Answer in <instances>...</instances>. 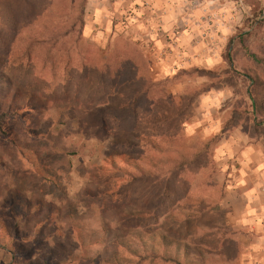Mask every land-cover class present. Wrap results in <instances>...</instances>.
<instances>
[{"label": "rangeland", "instance_id": "374dc122", "mask_svg": "<svg viewBox=\"0 0 264 264\" xmlns=\"http://www.w3.org/2000/svg\"><path fill=\"white\" fill-rule=\"evenodd\" d=\"M88 1L0 0V264H135L138 237L157 244L160 233L245 256L243 244L255 237L226 227L236 218L222 199L242 167L264 171V0L221 1L229 37L210 45L215 14L198 15L204 27L191 31L189 46L198 53L187 55L208 58L184 67L176 61L163 78L153 75L151 49L141 30L128 31L124 14L113 17L121 23L113 35L97 38ZM115 49L133 52L154 81H164L159 90L174 98L181 125L161 154L142 143L130 149L137 156L144 149L139 161L148 175L133 180L102 173L110 137L83 134L78 120L90 99L86 65ZM146 207L159 218L129 214ZM206 224L221 232L200 240Z\"/></svg>", "mask_w": 264, "mask_h": 264}, {"label": "trees", "instance_id": "16d2710c", "mask_svg": "<svg viewBox=\"0 0 264 264\" xmlns=\"http://www.w3.org/2000/svg\"><path fill=\"white\" fill-rule=\"evenodd\" d=\"M82 11L81 9L80 15ZM76 21L81 22V19L78 17ZM68 29L74 32V24L71 23ZM61 51L63 56L69 54L67 48H61ZM100 58L98 56L93 61L89 60V63L93 62L89 66L84 63L86 60H78L80 65L83 62L82 65L91 68L92 72L90 77H85L87 80L85 87L89 92L86 95L90 96V99L83 103L82 108H79V127L82 133L88 136L110 137L112 146V152L109 155L110 164L108 170L102 172L103 174L120 171L133 180V174L136 172L140 171L143 176L146 174L140 163L142 161H139L144 149H142L143 152L139 150L142 152L139 156L135 154V151L132 153L130 149L135 150L141 147L140 143H142L158 154L166 151L164 144L173 141L181 132L180 123L177 126L175 122L176 105L174 98L168 97L159 90L164 81H154L147 67L141 59L133 55V52L115 49L108 51L106 56ZM116 158L123 159L124 165L119 167L114 163ZM109 178L117 180L122 177L109 176ZM144 209L141 212L134 209L129 214L159 218L154 208ZM198 229L199 235L196 237L202 240L205 235L217 234L219 225L206 224ZM142 236L144 235L137 239L141 243L140 249L133 251V256L137 258L135 264L231 263V259L223 251L222 253L213 247V249L204 248L201 244L192 246L182 238H171L166 233H160L157 244L148 245L146 238Z\"/></svg>", "mask_w": 264, "mask_h": 264}, {"label": "crops", "instance_id": "0c3cea01", "mask_svg": "<svg viewBox=\"0 0 264 264\" xmlns=\"http://www.w3.org/2000/svg\"><path fill=\"white\" fill-rule=\"evenodd\" d=\"M93 1V21L89 23L93 26L97 38H103L104 34L113 35V29L120 28L113 17L125 15L124 23L128 25V31H142V39H146V47H150L149 58L154 64L153 75L163 78L173 71V66L178 61L191 65L194 61L207 59L204 55L194 58L187 54L198 53L196 46L193 49L191 44V31L203 29V18L198 15L215 14L212 20L210 31L213 36L206 42L207 45L229 37L230 22L221 19L220 14L224 12L221 1L223 0H92ZM90 4V0L87 5ZM245 8H242V12ZM225 20V21H224ZM90 22V21H89ZM215 25V26H214ZM85 30L88 25H85ZM90 29V28H88ZM214 30L221 32L218 37ZM207 36V32L205 33ZM220 43V42H218ZM222 44V41H221ZM214 53V52H213ZM186 56V57H185ZM188 57V58H187ZM187 58V59H186ZM194 62V63H195ZM241 176L235 185L234 191L222 199L223 206H228L232 210H227L228 218H236L233 221H226L225 225L231 231H240L244 234L255 237V244H243L246 255L238 250L231 259L235 264H264V171L255 166L242 167ZM254 172V173H253ZM253 176V177H252ZM260 190H263V197ZM257 195V196H256ZM226 216V219H227ZM231 228V229H230ZM234 229V230H232ZM221 229L217 231L220 233ZM235 249V250H236ZM244 255V254H243Z\"/></svg>", "mask_w": 264, "mask_h": 264}]
</instances>
